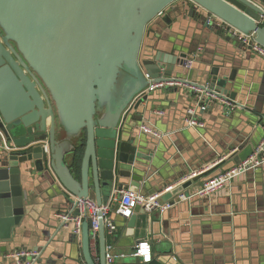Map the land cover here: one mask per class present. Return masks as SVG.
<instances>
[{
	"label": "water",
	"instance_id": "1",
	"mask_svg": "<svg viewBox=\"0 0 264 264\" xmlns=\"http://www.w3.org/2000/svg\"><path fill=\"white\" fill-rule=\"evenodd\" d=\"M175 5L193 14L204 40L214 30L219 35L221 24L237 34H253L264 48V0H0V134L13 148L0 150V244L12 242L27 211L23 176L98 206L114 190L138 191L150 183L156 142L139 131L152 110L145 93L150 83L176 82L234 104L252 101V88L238 80L234 62L198 65L197 58L186 69L192 55H166L156 51L157 40L149 37L148 43V26ZM194 76L204 83L192 81ZM82 135L76 170L67 159ZM189 181L161 200H172ZM104 234L100 220L98 264H105ZM81 249L84 263L96 264L87 221ZM5 254L0 247V256Z\"/></svg>",
	"mask_w": 264,
	"mask_h": 264
},
{
	"label": "crops",
	"instance_id": "2",
	"mask_svg": "<svg viewBox=\"0 0 264 264\" xmlns=\"http://www.w3.org/2000/svg\"><path fill=\"white\" fill-rule=\"evenodd\" d=\"M163 15L165 21L160 20ZM162 16L147 28L148 43L152 41L149 37L157 40L156 51L186 54V58L199 54L198 65L203 60L222 59L226 65L234 62L238 80L252 88V101L245 109L232 110L228 115L211 102L200 115L205 127L197 137L183 124L187 108L195 103L194 95L188 96L180 86L149 92L152 110L144 116V125L164 136L147 135L156 142V148L152 152V179L140 188L142 194H160L159 200L164 203L161 197L168 193L164 191L167 187L186 185V177L192 172H208L195 182L189 181L190 186L169 201L173 207L162 213L137 207L129 219L113 214L115 230L109 233L104 227L105 246H112L114 254L126 255L115 264H142L129 256L140 240L151 245L152 261L148 264H264V165L240 175L208 198L195 195L202 181L230 169L261 143L264 152V58L221 24L217 25L219 35L214 30L204 40L193 14L180 6L168 8ZM192 81L204 83L195 76ZM32 177L37 179L35 173ZM21 185L28 196L27 211L15 228L12 242L0 247H5L8 254L20 249L38 250L36 264H85L81 234L78 237L72 229L63 228L57 217L70 208L73 200L69 195L61 187L53 190L36 180L28 183L24 176ZM182 193L188 198L177 202L176 197ZM90 252L98 264L99 245L97 253L93 248ZM5 255L0 256V264H13Z\"/></svg>",
	"mask_w": 264,
	"mask_h": 264
},
{
	"label": "built area",
	"instance_id": "3",
	"mask_svg": "<svg viewBox=\"0 0 264 264\" xmlns=\"http://www.w3.org/2000/svg\"><path fill=\"white\" fill-rule=\"evenodd\" d=\"M230 32L237 37L243 44H245L252 52L258 56L264 58V48L260 47L254 42V35H242L235 33L232 29ZM198 58V54L192 55V58L187 59L185 62V68L189 69ZM146 78H148L146 76ZM171 86H180L189 91L194 92L195 103L189 106L185 112L183 124L185 129H191L197 133L205 127V123L200 115H202L209 107L210 103H221L230 112L232 110L246 108L245 103L234 104L226 99H219L213 94H209L198 89H191L187 86H182L180 83L168 82V83H150L145 90V93L152 92L156 89L167 88ZM162 115V112L158 113ZM200 116V117H199ZM140 133L150 135L153 137L161 138L164 135L155 129L148 126H141ZM0 150L5 153H9L13 148L7 144L0 134ZM44 152L49 158V148L47 142L42 144ZM264 152L263 143L258 145L250 155L245 157L239 163L232 166L230 169L225 170L223 173L213 176L202 183L201 187L197 189L195 195L200 197H210V195L217 189L223 188L225 185L231 184L240 175H243L249 171H254L261 168L264 165ZM206 170L199 172H192L186 178V180H192L197 176L205 173ZM172 187H167L164 191L169 192ZM188 198V195L180 194L176 197L177 202L184 201ZM160 194L144 195L138 191H132L124 189L118 192L112 193L108 202L104 205H96L89 199H77L74 198L70 208L65 212L59 214L58 220L63 228H70L75 236H80L83 221H87L89 225V243L90 248L94 249V252H98V229L99 221H102L103 227L107 228L109 233L115 230V225L111 216L114 214L123 219H129L135 214L137 207H142L146 211H152L153 209L159 210L161 213L173 207L174 203H162L160 202ZM72 225V228H71ZM130 257L138 259L142 264H148L152 261V249L149 241L140 240L133 247ZM40 257V251L33 249H20L6 255V258L11 260L13 264H36ZM124 254H114L112 246H105V264H115L116 260L124 259Z\"/></svg>",
	"mask_w": 264,
	"mask_h": 264
},
{
	"label": "trees",
	"instance_id": "4",
	"mask_svg": "<svg viewBox=\"0 0 264 264\" xmlns=\"http://www.w3.org/2000/svg\"><path fill=\"white\" fill-rule=\"evenodd\" d=\"M82 147L83 145H81V147H78L77 151L75 152L74 154V158L72 160V165H73V168L74 169H78L79 168V165H80V161H81V157H82Z\"/></svg>",
	"mask_w": 264,
	"mask_h": 264
},
{
	"label": "flooded vegetation",
	"instance_id": "5",
	"mask_svg": "<svg viewBox=\"0 0 264 264\" xmlns=\"http://www.w3.org/2000/svg\"><path fill=\"white\" fill-rule=\"evenodd\" d=\"M81 137V139H83V135L82 136H80ZM85 143V138L82 140V141H78V144L76 143V141L74 142V145H75V149L73 150V152L71 153L72 155L70 156H68V158L72 161L73 160V154H75L74 152H76L77 151V149H78V146H79V144H84ZM69 163V162H68ZM70 164V163H69Z\"/></svg>",
	"mask_w": 264,
	"mask_h": 264
},
{
	"label": "rangeland",
	"instance_id": "6",
	"mask_svg": "<svg viewBox=\"0 0 264 264\" xmlns=\"http://www.w3.org/2000/svg\"><path fill=\"white\" fill-rule=\"evenodd\" d=\"M76 143L78 144V141H76ZM67 162H69V163H70V161H69V158L67 159Z\"/></svg>",
	"mask_w": 264,
	"mask_h": 264
}]
</instances>
